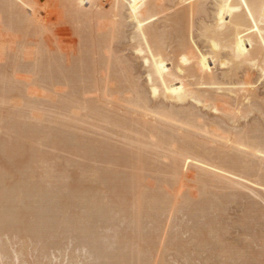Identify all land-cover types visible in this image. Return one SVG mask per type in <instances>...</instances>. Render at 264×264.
Segmentation results:
<instances>
[{"label": "rangeland", "instance_id": "374dc122", "mask_svg": "<svg viewBox=\"0 0 264 264\" xmlns=\"http://www.w3.org/2000/svg\"><path fill=\"white\" fill-rule=\"evenodd\" d=\"M42 1L58 20L66 18L67 8L64 0ZM156 2L159 7L153 13L155 17L153 25L165 38L163 41L169 58L171 59L172 54L176 52L184 57L187 68L194 59H200L206 71L222 79L223 72L216 65L211 45L203 36L205 27L213 31V37L224 29L223 26L215 27L216 0H207L204 4L205 11L201 13H195L194 7L183 6V0H156ZM124 15L126 17V13ZM103 22L108 24L105 20ZM8 24L7 14L0 12V173L2 171L7 174L4 172L6 170L12 173L0 176V180L5 177L4 181L7 184L10 183L12 187H21L26 184L25 187H28L30 191L36 192L35 190L40 189L48 195H42L40 191L33 193L38 200L35 197L28 200L29 204L33 202L34 205L31 203L30 208L29 206L28 209L26 207L27 210L24 208L28 216L23 227L22 224L17 228L14 225L10 226L8 224V222L11 224L10 220H7L4 225L0 224L2 226L0 228L2 230L0 231V264H119L122 255L125 256V259L122 257L125 264H264V168L259 170L257 168L258 171L255 172V169L250 171L251 169L225 161L210 151L214 149L213 144L210 145L211 149L203 145L204 149L197 144L188 146L187 141L180 138V135L173 141L161 138L157 132L146 127L144 120L133 121L130 113H127L134 108L139 97H144L152 111L163 109L182 113L193 111L199 117L197 125L205 126L223 135L232 133L238 136L237 138L247 137L246 139L250 142L254 141L252 144L259 146L261 142L264 147V79H260L259 72L249 71L243 65L234 66L235 70L231 76L233 81L243 80L246 74L250 73L252 80L257 82V97H254L248 106L231 102L229 105L218 104L208 109L188 102L185 106L174 105L172 109V106L163 99L154 100L150 96L143 60L135 52L134 26L125 18L122 29L113 37H111L110 27L107 25L104 28L108 32L109 40L102 51L106 62L100 72L102 90L91 88L78 95L74 94L75 91L73 93V86L70 87L67 82L58 81V83L55 82L56 80L54 82L49 80L51 83L49 84L48 80L41 77L43 75H36L31 68L32 63L27 60L24 63L25 60L22 61V57L19 59L20 64L24 63L22 69L20 67V70L13 69L11 64L14 59L13 47L16 45H12L11 39H15L17 35L11 33L10 38L5 35ZM60 28L55 35V40L63 49H77L79 39L71 30L70 24L64 25V29ZM27 47L28 51L35 49L34 45ZM228 53V49L222 50V55L225 56ZM72 54L68 53L67 56L73 57L74 54ZM67 56L65 59L69 57ZM35 64L36 62H33V67ZM7 79L11 81L14 79L12 84L14 88L9 84L11 81ZM9 86L11 91H7ZM104 89L107 91L104 92ZM5 90L9 93L7 94ZM72 100H75V103L73 101L75 105L70 104ZM107 102H113L116 105L115 112H108ZM68 107L71 110H68ZM138 112L141 111L138 110ZM20 125L23 126L22 129ZM5 143L8 145L3 148ZM11 143L16 146L12 147ZM7 151H12L10 155L16 159L7 156ZM202 168L205 170L203 171ZM21 173H23L22 178ZM109 173L110 175L115 173L121 177V182L111 177L116 183L119 181L120 185L127 183L128 186H121L123 188L118 189L117 187L120 186L117 185L116 189L111 188V190L105 188L109 192L104 189V194L107 193L103 199L107 198L108 202H106L109 204L105 206L108 209L107 213L106 209L103 213L109 216L112 210L111 217L109 216L111 220L105 221L103 217L101 221L99 217L102 213H96L98 217L94 214L96 216L92 222L94 223L95 220L100 222L98 224L95 222L97 228L92 230L95 223L92 225L91 220L87 221L86 217L91 216L87 206L85 208L89 213L86 217H82L86 219L83 222L78 221L87 213L83 209L86 202L79 195L81 198L77 196L78 199L84 201L81 204L78 199H75L76 196L73 198L65 190L68 186L66 180L72 179L67 180L69 184L75 183V186H80L83 192L84 190L92 191L91 188L103 187L105 182L100 181H103V178L108 180L105 176ZM58 181L64 182L61 184ZM132 182L139 190L149 185V187L146 186L147 190L152 187L153 191L150 189L152 193L161 195L163 197L160 200V202L163 200L161 205L158 204L160 197H157L160 210L150 209L151 215H148L150 213H146L144 209L135 210L138 207V193H136L138 190L134 189L135 191L132 192L130 190L131 193H125ZM98 183H101L99 187ZM150 191L148 193L152 196ZM49 192L51 194L57 192V194L52 196ZM61 192L63 195L60 194ZM88 193L85 194L88 200V195H95L93 192ZM144 193L147 192L144 191ZM66 196L69 197L67 200ZM188 196H191V199H187ZM55 197L57 199L60 197L59 201H56ZM71 198L77 201L76 204ZM63 201H66L68 205L70 202L73 209L65 206V210L63 207L66 202L62 205ZM157 204L154 202L156 208ZM75 205L79 207L76 208ZM7 206L5 207L0 201V213H5ZM36 206H39V209H35ZM121 206L123 208L125 206L128 211L125 208L126 211H124L120 208ZM50 207L54 209L57 207L59 210L63 208L61 210L64 215L60 214L62 212L56 213L53 209L49 214ZM117 207L120 209L118 210ZM30 210L32 211L28 212ZM36 210L38 214L42 213L38 215ZM129 210H134L136 215L134 211ZM108 211H110L109 214ZM130 213L133 215L131 216ZM66 215L67 218H65ZM44 216L47 217L43 218ZM74 217L78 219L79 226L86 223L87 226L90 225L89 231H97L96 236L101 235V237L97 238L95 235L93 237L91 232L89 234L91 236L85 235L86 238L88 237V240L86 239L88 242L84 238L81 240L80 236L83 235L77 233L80 227L76 226ZM36 218H43L44 225L40 224L41 220H38L37 224ZM74 219L75 222H72ZM51 220L55 224H52ZM55 220L61 221L56 224ZM69 223L75 225H72L73 229ZM27 226H33V228L36 226V230L30 232L28 230L26 233ZM48 226H50L49 229ZM39 227L46 234L43 235ZM106 237L109 239L106 240ZM89 240L99 244L98 252L95 251L97 247L92 248L93 244L90 245ZM99 252L102 254H98ZM118 252L122 255L120 253L118 255ZM120 264H124V261L122 260Z\"/></svg>", "mask_w": 264, "mask_h": 264}, {"label": "bare ground", "instance_id": "6f19581e", "mask_svg": "<svg viewBox=\"0 0 264 264\" xmlns=\"http://www.w3.org/2000/svg\"><path fill=\"white\" fill-rule=\"evenodd\" d=\"M64 1H65V5L67 8V15H66V18L58 20L55 14L49 12V10L45 7L42 0H0V12H4L5 14H7L9 18V24H8V27L5 29V32H6L5 35L9 38L11 37V33L17 35L15 39H11L12 45H16L13 47L14 59L12 58L13 60L11 63L13 64L12 67L15 71L19 69V67L22 69L26 60L28 62L30 61L32 64L33 62H36L34 67L32 64H31L32 67L30 66L31 68H33V71L36 75L38 76L39 74L43 75L41 77L46 81L50 80L54 82L56 80L55 82L64 81V82L69 83L70 87L73 86V93L75 91L74 94L86 92L87 90L91 88L100 90L102 88V78H101L100 72L103 66L106 64L105 57L103 56L102 51L103 49H105L106 44L109 40L108 32L104 30V28L107 27L108 25L110 29L112 30L111 31L112 36L111 34L110 36L113 37V35L116 34V32L122 29L124 22H125V18H126V20L129 21L134 26L133 41L136 42L135 52L139 54L141 59L143 60V64H144V67L147 73V82H148L150 96L154 100L163 99L164 102H167L169 105L172 106V109L174 108L173 107L174 105L185 106V104H187L188 102L197 104V106L200 105L203 108L210 109L218 104L229 105L231 104V102H239L242 106L244 105L248 106L249 103L252 102V99L254 97H257L256 95L257 82L255 83L254 80H252L250 73H247L243 80H238L237 82L233 81L231 76L233 74V71L235 70L234 66L238 64V65H243L247 67L249 71L253 70V71L259 72L260 77H261L260 79L262 80L264 79V0H216L215 6L217 10L216 12L217 20L215 23V27L218 28L220 26H223L224 29H222L220 32L218 31L219 32L218 35L216 37L215 36L213 37L212 36L213 31H211L210 28L205 27L203 36L207 39V42L211 45L216 65L223 72L222 79L219 78L218 75L206 71L204 67L202 66L200 59H197V58L194 59L192 61V64L187 68L185 66L186 61L184 60V57L177 54L176 52L172 54L171 59L169 58V56L166 54L167 47L163 41V39L165 38H163L160 35V33L157 31V29L154 28V25H153V21L155 18L153 16V13L159 7L156 0H64ZM206 1L207 0H183L182 5L194 7L195 13H201L205 11L204 4ZM124 13H126V17ZM54 18H55V21H54ZM103 20L107 21L108 24L106 25L104 22L102 23ZM66 24H70L71 30H73L76 33L77 38L79 39L78 41L79 47H77V49H63V47L55 40V35L57 34V31L59 30V28L62 26L60 29H64V25ZM28 45H30V47L31 45L32 46L34 45L35 49L28 51V47H27ZM225 49H228L229 53L224 56L222 55V50H225ZM70 51H73V52L70 53ZM65 53L67 54L69 53V55L73 53L74 56L70 57L68 55L69 56L68 57L66 54L68 58L65 59L66 57ZM21 57H22V61L25 60L23 61L24 63H22L21 61L22 64L19 63V59ZM7 80H10V79H7ZM13 81H11L10 83L7 81L11 85V87H12ZM50 81H49V84H51ZM63 85H66V84H63ZM11 87L10 86L9 88L7 87L8 88L7 91H11L12 90ZM106 91L107 90L104 89V92ZM8 93L9 92H7V94ZM76 98L77 97H75V99ZM73 101L75 103V100H72V103H70L71 105L72 104L75 105ZM78 101H76V103ZM66 104H64V106H67ZM90 106L89 108L92 107ZM106 106L108 108L107 109L108 112L116 111V109L114 111V108H116V105L113 102H107ZM71 108H73V106ZM71 108L68 107V110H71ZM135 109H137V111ZM138 110H140L141 112H138ZM127 113L128 114L130 113L131 120L133 121H136V120L143 121L144 120L146 122V127L154 132H157L158 136H160L161 138L163 137L166 140L173 141L181 136L180 138H183V140L187 141L188 146H192L194 144L196 146L197 144L199 147L201 146L204 149L205 147L209 149L210 145L213 144L214 149L216 151H213L214 150L213 148L210 151L214 155L215 154L219 155V157H222V159H224L225 161H229L232 164H235L236 166H239V167H245V168H248L249 170L251 169L250 171H254L252 169H255V172L261 168L262 169L264 168L263 167L264 166V147L261 144V142H260L261 146L260 145L256 146L255 144H252L254 143V141L250 142V140H247L248 139L247 137L237 138L238 136L236 137V135H233L232 133H230L229 135H223V134L218 133L215 130L208 129L205 126H201V125L199 126L197 125L199 121V117L193 111H188V112H183V113L167 111V109H163L160 111H152V109H150L147 99L144 97H139L137 104H135L134 108L131 111H127ZM21 125H24V124H21ZM21 125H20V128L22 129L23 126ZM23 130L22 132L24 133ZM5 145H8V143H5L3 145V148L5 147ZM13 145L14 144H12V147ZM203 145L205 147H203ZM10 153L12 154V151L11 152L7 151L6 155L12 158L13 156L10 155ZM2 154L5 155L3 151H2ZM89 154H91V152ZM87 155H88V152H87ZM13 158L16 159V157H13ZM202 170L204 171L205 169L202 168ZM7 171L9 170H6L4 172L8 174L9 172ZM109 172H112V171H109ZM112 173L111 175L110 173L106 175L107 177L105 176V178H108V180L103 178V181H100L101 183L105 182L103 187L100 186L101 183L100 184L98 183L99 184L98 187L100 186L99 189L101 190H99L98 188L97 189L91 188L92 191L84 190L85 193L82 191L80 186L78 187L77 185L75 186V183L74 185H72L73 184L72 182L70 185L69 184L70 182H68L67 180H72V179L67 178L66 182L68 186L66 187L63 185V187H66L65 190L68 191L70 195L73 196V198L75 196L77 197L80 195L82 198L80 196L79 197L85 200L86 204L84 203L83 200H79L78 197L75 199L76 200L78 199V201L81 202V204L84 203L83 209H85L86 211L88 209L89 212L91 213L90 214L91 216H89L88 215L89 212L87 211V213H85V216L82 215L81 218H79V220L74 217L76 219V226H79L78 224H80L79 222L77 224V220L78 221L82 220L80 222H83V220L87 218V221L91 220L90 222H92V219L95 218L98 212H101L103 215L105 214L103 213V210L106 209L105 206L108 205L109 203H107L108 202V200H106L107 198H104L105 199L104 200L103 197H106L105 196V194L107 193L106 191L109 192V190H106L107 188H110L111 190V188L116 189L117 185L120 186V187H117L118 189H121L125 187L126 185L128 186L127 183L120 185L119 181L121 177H119L115 173L112 175ZM7 174L2 173L1 171L0 176L2 175L6 176ZM11 174L9 173V175ZM22 174L23 173H21V178L23 177ZM111 177L116 178V180L118 179L119 181L117 182L119 184L116 183L115 179H112ZM4 179L5 177H3L0 180V185L2 186V187L0 186L1 187L0 201L5 205V207L6 205H8L7 206L8 211L6 210L5 213L4 212L0 213V224L4 225V223L6 224L7 220H10L11 224L8 222L10 226L14 225V227L17 228V226L22 224L21 226L23 227V223H25L27 219L26 216H28L26 215V212L24 210L26 209V207L28 209V206L31 205V203H33L31 202L29 204V201H30L29 199H32L33 197H35L34 195L37 193V191H40V189L35 190L36 192H32L29 190L28 187H25L26 184H23L25 188L23 187V185H21V187H16V186L12 187L9 185L10 183L7 184V182L4 181ZM61 181H58V183L59 182L61 183ZM32 183L34 184V182ZM114 183L116 185H114ZM132 183L134 186L132 185ZM132 183H130L131 185L127 187V190H126L127 192L125 193L126 194L129 193L130 190L131 192L135 191L134 189L138 190L136 191V193H138L137 194V206L138 207H136L135 210H137V208L140 209V210L138 209L139 211L144 209L146 213H150L152 210L154 211V208L157 210H160L158 209V207L163 202V200L162 202H160L161 198L163 199L161 195L157 196L155 192L152 193L150 191V189L152 190V187L147 190V187H149V185H146L147 187L144 186V188H141V190H139L138 187L135 188L137 185L134 184V182ZM110 184L113 187L110 186ZM104 189L106 190L105 194L103 192ZM65 190L63 191L66 192ZM143 190L147 193L150 191L152 196L149 195V193L148 194L144 193ZM62 192L60 194L63 195L64 192L63 193ZM88 192L90 193L93 192V194H95V195H91L93 198L90 195H88L89 200L87 199V196H85V194H89ZM39 193L40 194L43 193L42 195L46 194L44 191L42 192L40 191ZM55 193L57 194V192ZM98 193L102 194V196ZM49 194H51V192H49ZM53 194L51 195L53 196ZM82 194L84 195V197ZM58 195H55V196L58 197ZM66 195L69 196V194H66ZM153 195H156V197L155 196L153 197ZM68 196H66L65 198L66 200L67 198L70 197ZM56 197H55L56 201L57 200L59 201L60 197L58 199ZM157 197H160V199L158 200L159 205L157 204V199H158ZM35 198L38 200L37 197ZM118 199L116 200L118 201ZM187 199H191V196ZM52 201L53 199L51 200V202ZM117 201L115 203L116 205H117ZM44 202L46 204V201ZM64 202L66 201H63L62 205L65 204ZM76 202L74 200L75 204ZM154 202H156L157 208H156V205H154ZM20 204H21V207H19ZM47 204H49V202ZM50 204L53 205V203H50ZM54 204H56L55 200H54ZM66 204L64 205L63 208H65L66 206V208L70 207V209H73L71 208L72 205H70V202H69L70 206L67 204L68 205L67 207ZM81 204L80 206H82ZM153 205L155 207H153ZM38 207L36 206L35 209H39ZM44 207L45 206H43V208ZM57 207L55 209L50 207L49 208L50 210L48 213L50 214V212H52V209L56 210V213L57 212L60 213L63 211L61 210L63 208H60L59 210V208ZM78 207L76 206V208ZM120 208H123V206H121ZM120 208H118V210ZM124 208L126 209L125 206ZM124 208H123L124 211L126 210L128 211V209L125 210ZM147 209H149V211ZM150 209L152 210L150 211ZM40 210H44V209H40ZM107 210L108 209L105 210L106 213H107ZM31 211L32 210L28 212H31ZM110 211L112 212V210ZM110 211H108V214ZM129 211L132 212L134 210L132 211L129 210ZM36 212L34 211V214L35 213L38 214V210H36ZM68 212H70V210ZM111 212L109 214L110 217H111ZM41 213L39 212V214ZM48 213H47V216H49ZM133 213H130L131 216L133 215ZM60 214L64 215L63 212ZM86 214L88 215V217H92V216L93 217L90 219L86 217L87 216ZM94 214L96 215L94 216ZM101 215L99 217L101 221L103 217H104L103 220L105 219V221H107L106 219L111 220V218L109 219L108 215H104V216L103 215L101 216ZM134 215H136V212L134 213ZM148 215H151V213ZM47 216H44L43 218ZM55 216H52V217H55ZM98 216L99 215H97V217ZM153 216L154 214L152 215V218ZM32 217H36V216L32 215ZM82 217H86V218L83 219ZM43 218L41 219L36 218L37 224H38V220L39 221L41 220L40 224L44 225L43 223L45 221L43 220L42 222ZM65 218H67V215ZM99 218H96V219L99 220ZM34 219L33 221H35ZM75 219L72 222H75ZM59 221L61 220H55L56 224L60 223ZM64 222L65 220L63 221V223ZM90 222H88V224ZM95 222L98 224L100 221L97 222V220H95ZM51 223L55 224L54 221L52 220H51ZM94 223L92 222V225H94ZM96 223H95V227H92L91 225V227L93 228L92 230H95V228H97ZM72 225L74 224H71L70 226ZM74 226H72V229ZM89 226L90 225L87 226V224L85 223V225L79 226L80 228L77 227L79 228V231H81V232L78 231L77 233L78 234L81 233L80 235H83V236H80L81 240H83V238L86 240L91 235L93 237L94 235L96 236L97 231H93L95 233L93 234L92 231H89V229H91L89 228ZM35 227L36 226H34V228L33 226H29V227L27 226L26 233L28 230L29 232L35 231L36 230ZM49 227L50 226H48V229ZM0 228H2V226ZM22 230L24 231L25 229L23 228ZM39 231L42 232L43 230L40 229ZM68 232H69V229H68ZM73 232H75V230ZM91 232L92 234L89 235ZM77 233L76 235H78ZM44 234L46 233H43V235ZM52 234L54 235V233ZM85 235H87L88 237L86 238ZM38 236H40V232ZM43 237L44 236H42V238ZM96 237L95 239L98 240L97 238H100L101 235H99V237L97 238ZM107 238L108 237H106V240ZM102 240L104 241L103 238ZM91 241L89 244L90 245L93 244L92 245L93 249L97 247L95 249L96 251L99 248L98 246L99 244L95 243L96 242L95 240H94L95 242H91ZM86 244L88 245V243ZM122 250H124V248H122ZM107 251H109V249ZM119 253L120 252H118V255ZM122 253H120V255H122ZM98 254H102V252H99ZM122 257L124 258L125 256L122 255L121 262L120 261L119 262L122 263V260H123L125 264V260H124L125 258L123 259ZM112 259H114L113 256H112ZM115 264H118V263H115Z\"/></svg>", "mask_w": 264, "mask_h": 264}]
</instances>
